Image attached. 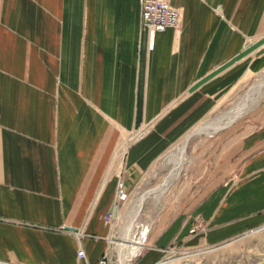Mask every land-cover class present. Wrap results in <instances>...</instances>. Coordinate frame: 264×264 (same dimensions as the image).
<instances>
[{"label":"crops","instance_id":"0c3cea01","mask_svg":"<svg viewBox=\"0 0 264 264\" xmlns=\"http://www.w3.org/2000/svg\"><path fill=\"white\" fill-rule=\"evenodd\" d=\"M168 1L179 25L149 49L140 0H0L1 263L112 255L118 182L129 195L220 96L264 70V0ZM217 131L192 145L135 264L264 223V93Z\"/></svg>","mask_w":264,"mask_h":264},{"label":"rangeland","instance_id":"374dc122","mask_svg":"<svg viewBox=\"0 0 264 264\" xmlns=\"http://www.w3.org/2000/svg\"><path fill=\"white\" fill-rule=\"evenodd\" d=\"M261 74H264V70L241 80L234 87L226 91L220 96L214 108L196 125L207 120H214L218 115L228 111L234 103L243 96L248 88L258 80ZM248 108L249 107H247L244 112ZM217 132L218 131L212 133V137L204 134L191 137L186 145L187 158H190L192 154V145L205 139H212ZM182 138L173 144L153 163V165L144 173L142 178H140L139 182L134 185L126 199L118 202L120 207V217L113 227V234L117 243L120 241L122 227L126 223L134 198L142 191L156 186L168 173L171 165L166 162L164 164L163 162L166 160V156H168L171 148L175 147ZM186 166L187 164L184 163L181 171L172 178L168 189L160 197L158 204H155L152 198H147L145 200L137 221L139 224H143L145 227L147 226V231L151 219L155 214L156 207H160L162 201L175 199L178 195V190L182 185L183 177L185 176ZM203 226L204 225L196 223L193 230H205V227ZM117 243L113 244L114 247L110 264H119ZM143 252L144 248L140 254L129 260L128 264H135ZM0 264L6 263L0 262ZM151 264H264V223L217 243H202L192 246L174 245L163 249L159 258Z\"/></svg>","mask_w":264,"mask_h":264},{"label":"bare ground","instance_id":"6f19581e","mask_svg":"<svg viewBox=\"0 0 264 264\" xmlns=\"http://www.w3.org/2000/svg\"><path fill=\"white\" fill-rule=\"evenodd\" d=\"M264 92V74H261L256 82H254L248 90L241 96L236 103L225 113L218 115L214 120L204 121L193 127L182 140L169 152L165 162L170 164L168 173L153 188L146 189L139 193L133 200L126 223L122 227L120 241L117 243V255L119 264H128V261L135 257L144 246L147 235V226L139 224L137 221L143 204L147 198H152L157 204L160 197L168 189L171 180L182 169L187 160L186 145L189 139L195 135L204 134L211 135L217 130L229 125L237 119L244 110L254 103ZM170 260V259H169Z\"/></svg>","mask_w":264,"mask_h":264},{"label":"built area","instance_id":"2783aa9c","mask_svg":"<svg viewBox=\"0 0 264 264\" xmlns=\"http://www.w3.org/2000/svg\"><path fill=\"white\" fill-rule=\"evenodd\" d=\"M140 6L141 25L147 32L148 48L151 49L157 32L163 31L168 27L175 28L179 25L180 12L179 9L171 5L168 0H140ZM126 197L127 193L123 187V183L118 182L116 187L115 207L117 208L119 206L118 202L125 200ZM104 220L106 223H110L112 220V213H107L104 216ZM62 228L67 229V227ZM142 249L143 245L138 254L141 253ZM84 255V250L78 248L77 257L82 258ZM111 257L112 255L103 253L99 257L97 264H110Z\"/></svg>","mask_w":264,"mask_h":264},{"label":"water","instance_id":"95a60500","mask_svg":"<svg viewBox=\"0 0 264 264\" xmlns=\"http://www.w3.org/2000/svg\"><path fill=\"white\" fill-rule=\"evenodd\" d=\"M116 213H117V208L115 207L114 212H113V217H116Z\"/></svg>","mask_w":264,"mask_h":264}]
</instances>
